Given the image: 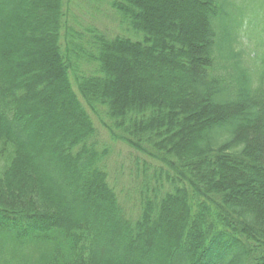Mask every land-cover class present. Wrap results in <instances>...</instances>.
<instances>
[{
  "label": "trees",
  "instance_id": "16d2710c",
  "mask_svg": "<svg viewBox=\"0 0 264 264\" xmlns=\"http://www.w3.org/2000/svg\"><path fill=\"white\" fill-rule=\"evenodd\" d=\"M110 5L0 0V264H264V0Z\"/></svg>",
  "mask_w": 264,
  "mask_h": 264
},
{
  "label": "rangeland",
  "instance_id": "374dc122",
  "mask_svg": "<svg viewBox=\"0 0 264 264\" xmlns=\"http://www.w3.org/2000/svg\"><path fill=\"white\" fill-rule=\"evenodd\" d=\"M68 11L70 13V26L77 33L84 34L88 28H94L109 37H115L118 35L133 36L129 33L127 28L122 25L120 18L117 13L113 11L110 5V0H68ZM260 29L264 27V20L259 21ZM251 38V36H249ZM87 36H84L86 41ZM114 149L113 155L111 156L112 162L121 159L128 154L129 149L120 143H110ZM1 167L3 162L0 161ZM5 239V237H3ZM0 244L4 247L5 251L4 258L7 260L18 259L35 260L39 257L40 253L43 252L45 244L39 246L32 244L16 245L9 243L7 240L4 243L0 240ZM13 251L15 253H13ZM15 256V257H14Z\"/></svg>",
  "mask_w": 264,
  "mask_h": 264
}]
</instances>
